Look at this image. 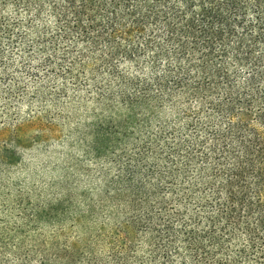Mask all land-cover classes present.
Instances as JSON below:
<instances>
[{
	"label": "trees",
	"instance_id": "trees-1",
	"mask_svg": "<svg viewBox=\"0 0 264 264\" xmlns=\"http://www.w3.org/2000/svg\"><path fill=\"white\" fill-rule=\"evenodd\" d=\"M21 68L145 134L97 195L4 225L0 264H264V0H0L6 104Z\"/></svg>",
	"mask_w": 264,
	"mask_h": 264
},
{
	"label": "rangeland",
	"instance_id": "rangeland-1",
	"mask_svg": "<svg viewBox=\"0 0 264 264\" xmlns=\"http://www.w3.org/2000/svg\"><path fill=\"white\" fill-rule=\"evenodd\" d=\"M14 72L26 90L24 95L16 91L17 98L6 104L1 96L6 86H0V229L16 227L33 207L58 202L68 193L78 201L80 192L94 196V190L97 195V189L117 172L114 153L140 145L131 144L134 138L127 136L123 143L121 133L145 134V127L140 128L122 106L105 109L93 99H85L84 105L67 99L56 107L33 99L38 83L23 68ZM41 83L53 89L52 84ZM69 88L72 97L73 87ZM105 129L110 133L107 139L100 132Z\"/></svg>",
	"mask_w": 264,
	"mask_h": 264
}]
</instances>
